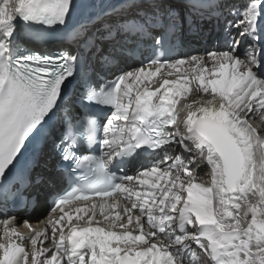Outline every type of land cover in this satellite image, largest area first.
<instances>
[{
  "label": "snow or ice",
  "instance_id": "snow-or-ice-1",
  "mask_svg": "<svg viewBox=\"0 0 264 264\" xmlns=\"http://www.w3.org/2000/svg\"><path fill=\"white\" fill-rule=\"evenodd\" d=\"M218 6L226 11L211 50L177 51L169 28L187 18L171 0H126L114 15L89 18L73 31L82 45L73 54L27 48L21 32L52 42L72 24L79 0L0 2V189L60 117L51 141L59 158L54 174H26L23 190L10 193L25 207L36 201L26 195L34 187L54 197L46 217L51 234L4 215L0 264H187L196 248L211 264H264V127L252 123L264 120V0L243 10ZM122 40L147 45L139 63L118 69L111 81L91 78L89 58ZM113 59L101 57L105 64ZM185 65V74L151 87L162 70L173 76ZM77 81L80 91L70 96ZM193 83L211 99L195 110L196 101L183 105L189 111L182 117L178 98ZM70 105L87 111L74 114ZM130 165H139L134 174ZM64 182L67 189L57 191ZM117 194L122 212L113 217L105 209ZM73 201L88 202L75 217L65 210ZM133 223L138 234L129 230ZM23 227L31 229L27 237Z\"/></svg>",
  "mask_w": 264,
  "mask_h": 264
},
{
  "label": "bare ground",
  "instance_id": "bare-ground-1",
  "mask_svg": "<svg viewBox=\"0 0 264 264\" xmlns=\"http://www.w3.org/2000/svg\"><path fill=\"white\" fill-rule=\"evenodd\" d=\"M88 1L91 4H95V3H99V2H105L106 0H79V3L82 5V7L79 8L77 10V12L75 13L72 23L75 21L76 16L78 18V15H76V14H78L80 12V10L82 12H85V10L88 8V7L83 6V5H86L88 3ZM118 1H121V3L123 2L122 5L119 4L118 6L111 8L110 10H108L105 13H107L108 15H114L116 12L120 11V9L122 7H126V0H118ZM0 2H2V0H0ZM115 2H117V1H115ZM195 2H205L202 4L208 3L209 5H208V8L198 9L196 6L191 4V3H195ZM249 2H250V0H171V3L175 6V9L178 10V16L179 17L184 18L185 16L183 15V13L185 11L190 12V15L192 18L191 21H193V23L191 25H187L184 22L182 24V26L180 27L181 32L184 33L186 31H188V34L182 35V37L184 39H190L191 40V42H189L190 46H188V47H194L195 48L196 45H199L198 47H200V45H202L201 46L202 49L207 48V46H209L210 50L212 48L218 46V37L221 35V25L223 23L222 22L223 20L218 19V18L221 17L222 12L226 11V9L221 8L218 5L220 3H223V4H226L227 7L236 8V6L239 4L242 6L244 5V7L246 8V6ZM200 7H203V6L201 5ZM97 12L96 11L89 12L87 15L85 14L86 16H84L83 19L86 20L85 18H90L91 16H93ZM105 13H103L99 18H102L105 15ZM99 18L94 19L92 22H96ZM228 19H230V16L228 17ZM87 22H89V21H87ZM83 23H86V22H79V23L73 25V27H75V30H78L79 27ZM89 27H91V23H89ZM21 41L23 42L22 37H21ZM204 42H206V44ZM57 44L61 45L63 47H72L73 50H77L80 47V44H78L76 41H72L71 43H66L64 40H60ZM127 44H128V41H123V40L120 41L118 44H110V43L102 44L101 45L102 51L96 55H92L89 58L91 60V64H92L94 72L96 74H99V75H105L107 73L117 72L118 69L124 68V66L125 67L128 66L129 65L128 56L123 55L124 46ZM52 46H55V45H51L49 47H52ZM102 56H110V57L114 58L113 63L112 64H105L101 60ZM187 69H188V66L185 65L182 68L181 73H177L173 76H168L167 72L159 74L158 76H156L152 79L151 87L152 88L158 87L159 84L162 83L163 79H165V78L176 79L178 75L185 74V71ZM106 78H113V77L107 76ZM191 87H192L191 92H189L186 95L178 98L179 102L176 105V108H177V111L181 113L182 117L184 115H186L187 111H189V109L183 108L182 107L183 105L188 104V103H192L193 101H196L197 104H194L193 108L191 109V110H195V108L198 106V104L206 103L208 100L211 99L210 95L203 94L202 92L200 94H197V92L195 90V84L194 83L191 85ZM252 123L254 126H256L258 128L264 127V120H259V119L254 120V121H252ZM43 169L46 171L45 172L46 175L50 174L47 171V169H48L47 165H45L43 167ZM207 171H208L207 168L203 169L204 173H206ZM204 179L206 181L207 177H204ZM117 211L118 210L115 208H106L105 209V213L108 215H111L113 217L115 216V213ZM134 212H135L134 215L138 214V210H135ZM52 218L53 219L55 218L54 215ZM86 219H87V217H85V220ZM96 219L101 221V226L105 225V221L103 220V217L100 216L99 213L97 214ZM143 220L146 224V217H144ZM73 222L76 223L77 221L74 220ZM80 223L83 224V221H81ZM119 223H122V222L120 221ZM133 225H134V234H138L137 226L135 225V223H133ZM32 228L37 229V230H41V231H44L45 229H47V231L51 234V225L48 224L46 218L42 221L33 223ZM20 230L23 232V234L26 237L29 235V232L31 231V229H29L27 227H23ZM0 231H2V229H0ZM120 231H124V229L121 228ZM67 232H68V229L66 227L65 233L67 234ZM57 235H59V233H57ZM0 242H3L2 236H0ZM27 244L28 243L26 242L25 245H27ZM44 246L47 247L48 244L46 243ZM199 251L200 250L198 248H196L194 255L190 254L188 257H186L187 264H211L210 258H208L207 256L200 255L199 257H197L199 255Z\"/></svg>",
  "mask_w": 264,
  "mask_h": 264
},
{
  "label": "rangeland",
  "instance_id": "rangeland-1",
  "mask_svg": "<svg viewBox=\"0 0 264 264\" xmlns=\"http://www.w3.org/2000/svg\"><path fill=\"white\" fill-rule=\"evenodd\" d=\"M115 1H118V0H106L105 2H99V3H95L94 5H95V7H88L86 10H85V12H82L81 10H80V12L78 13V14H76V15H78V18H77V16H76V18H75V21L72 23V25H75V24H77V23H79V22H86L84 19H83V17L84 16H86L89 12H93V11H98V10H101L102 8H104V7H107V6H109L110 4H112L113 2H115ZM87 4H91L89 1H88V3ZM101 5H102V7H101ZM90 9V10H89ZM87 12V13H86ZM86 14V15H85ZM82 19V20H81Z\"/></svg>",
  "mask_w": 264,
  "mask_h": 264
}]
</instances>
